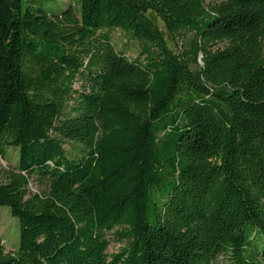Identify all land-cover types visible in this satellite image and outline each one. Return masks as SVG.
Returning <instances> with one entry per match:
<instances>
[{
	"label": "trees",
	"instance_id": "16d2710c",
	"mask_svg": "<svg viewBox=\"0 0 264 264\" xmlns=\"http://www.w3.org/2000/svg\"><path fill=\"white\" fill-rule=\"evenodd\" d=\"M7 146L0 264H264V0H0Z\"/></svg>",
	"mask_w": 264,
	"mask_h": 264
},
{
	"label": "rangeland",
	"instance_id": "374dc122",
	"mask_svg": "<svg viewBox=\"0 0 264 264\" xmlns=\"http://www.w3.org/2000/svg\"><path fill=\"white\" fill-rule=\"evenodd\" d=\"M31 1L34 4H43L46 10H60L68 5H77V0H23V2ZM226 0H205L207 4L220 3ZM151 19L158 25V27L165 31L162 23L154 16ZM111 40L117 50H122L130 58H137L139 56V46L137 42L132 39L129 35L114 30L110 33ZM168 45L171 49H175L166 35ZM177 50V48L175 49ZM70 148L69 144L64 145V149L68 151ZM19 162V152L15 147H4L0 154V183H4L7 180V174L10 171H16ZM42 187L37 185L36 182H31V192H39ZM18 221L10 215L9 209L0 206V239L6 251H14L18 248L19 243V232H18ZM107 237L110 240L108 247V253H115L121 247V244L117 241V237L112 233H108ZM220 264H225L224 260L219 259Z\"/></svg>",
	"mask_w": 264,
	"mask_h": 264
}]
</instances>
